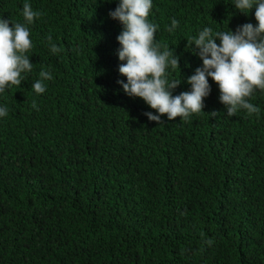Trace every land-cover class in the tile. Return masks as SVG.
Returning a JSON list of instances; mask_svg holds the SVG:
<instances>
[{
  "label": "trees",
  "instance_id": "16d2710c",
  "mask_svg": "<svg viewBox=\"0 0 264 264\" xmlns=\"http://www.w3.org/2000/svg\"><path fill=\"white\" fill-rule=\"evenodd\" d=\"M25 2L42 15L28 25L32 71L0 93V264H264V90L246 98L259 114L229 116L208 77L201 112L149 120L159 113L118 83L120 0H0V18L26 23ZM255 10L152 0L154 43L180 57L173 95L203 64L187 39L256 26ZM41 70L53 78L37 94Z\"/></svg>",
  "mask_w": 264,
  "mask_h": 264
},
{
  "label": "clouds",
  "instance_id": "9594fccd",
  "mask_svg": "<svg viewBox=\"0 0 264 264\" xmlns=\"http://www.w3.org/2000/svg\"><path fill=\"white\" fill-rule=\"evenodd\" d=\"M255 6V17L258 25L245 23L233 31L213 32L204 27L197 36L188 38L186 48L193 44L199 49L203 60L195 74L188 77L190 91L173 95L172 90L182 82L169 80L166 69L180 67V57L175 50L154 43L158 24L149 22L152 0H120L115 10L109 15L123 25L117 39L121 45L118 56L121 61L119 72L127 82L119 80L124 92L131 97L142 98L159 115L147 112L149 120L161 122V116L169 120L180 117L188 120L193 113L201 112L204 98L210 95L211 77L219 86L220 101L226 106L227 115L235 116L241 109L249 115L259 114L260 109L249 102L255 89L264 90V0H235V7L247 13ZM107 11V10H106ZM23 17L26 23L13 22L0 18V93L9 86H20L25 75L33 69V62L28 55L33 47L28 25L42 13L34 11L25 2ZM179 21L171 20L169 32L175 31ZM217 38L220 43L218 44ZM50 51L59 54L62 49L47 37ZM40 79L31 87L37 94L46 91L44 81L53 77L49 71L41 70ZM36 107L35 102L32 105ZM8 113L7 106H0V117ZM213 116L217 112H212ZM212 243L211 240L208 241Z\"/></svg>",
  "mask_w": 264,
  "mask_h": 264
}]
</instances>
